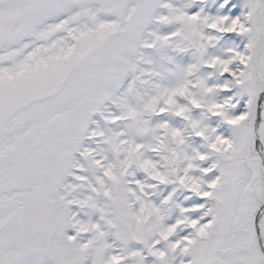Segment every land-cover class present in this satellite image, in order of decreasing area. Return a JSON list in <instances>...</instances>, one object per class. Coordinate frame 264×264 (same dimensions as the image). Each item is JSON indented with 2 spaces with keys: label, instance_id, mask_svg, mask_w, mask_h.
I'll use <instances>...</instances> for the list:
<instances>
[{
  "label": "snow or ice",
  "instance_id": "snow-or-ice-1",
  "mask_svg": "<svg viewBox=\"0 0 264 264\" xmlns=\"http://www.w3.org/2000/svg\"><path fill=\"white\" fill-rule=\"evenodd\" d=\"M0 264H264V0H0Z\"/></svg>",
  "mask_w": 264,
  "mask_h": 264
}]
</instances>
